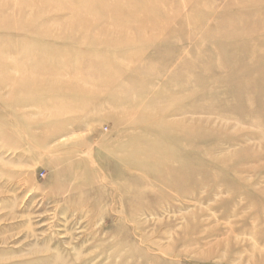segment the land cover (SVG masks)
<instances>
[{
    "label": "rangeland",
    "instance_id": "374dc122",
    "mask_svg": "<svg viewBox=\"0 0 264 264\" xmlns=\"http://www.w3.org/2000/svg\"><path fill=\"white\" fill-rule=\"evenodd\" d=\"M0 264H264V0H0Z\"/></svg>",
    "mask_w": 264,
    "mask_h": 264
}]
</instances>
